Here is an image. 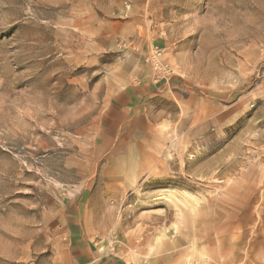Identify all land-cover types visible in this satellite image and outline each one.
Segmentation results:
<instances>
[{
  "label": "rangeland",
  "instance_id": "obj_1",
  "mask_svg": "<svg viewBox=\"0 0 264 264\" xmlns=\"http://www.w3.org/2000/svg\"><path fill=\"white\" fill-rule=\"evenodd\" d=\"M138 64L163 144L119 189L103 116ZM71 203L126 264H264V0H0V264H73Z\"/></svg>",
  "mask_w": 264,
  "mask_h": 264
},
{
  "label": "crops",
  "instance_id": "obj_2",
  "mask_svg": "<svg viewBox=\"0 0 264 264\" xmlns=\"http://www.w3.org/2000/svg\"><path fill=\"white\" fill-rule=\"evenodd\" d=\"M143 65V64H142ZM136 66L134 74L124 78L123 86L117 91H110V100L104 112V132L109 142L107 156V176H113L120 183L119 189L127 187L138 174V180L146 169L153 165L157 151L163 141L149 129L150 120H160L161 113L153 117L147 110V101L155 96H163V81L155 80L154 72L147 64ZM80 204L71 203L67 233L70 238L69 257L73 264H126L125 256L111 250H101L89 240L83 229L82 217L78 219Z\"/></svg>",
  "mask_w": 264,
  "mask_h": 264
},
{
  "label": "built area",
  "instance_id": "obj_3",
  "mask_svg": "<svg viewBox=\"0 0 264 264\" xmlns=\"http://www.w3.org/2000/svg\"><path fill=\"white\" fill-rule=\"evenodd\" d=\"M162 66H163V65H161V67H160L161 69H163V67H162ZM165 67H166V65L164 66V68H165Z\"/></svg>",
  "mask_w": 264,
  "mask_h": 264
}]
</instances>
